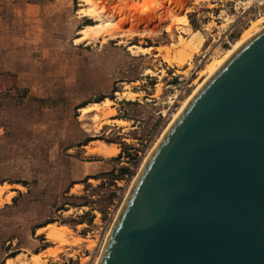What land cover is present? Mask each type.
Returning a JSON list of instances; mask_svg holds the SVG:
<instances>
[{
	"label": "rangeland",
	"instance_id": "374dc122",
	"mask_svg": "<svg viewBox=\"0 0 264 264\" xmlns=\"http://www.w3.org/2000/svg\"><path fill=\"white\" fill-rule=\"evenodd\" d=\"M116 2L123 25L76 43L97 22L78 13L93 4L0 0V264H96L142 162L208 64L252 23L264 27V0ZM182 5L205 41L193 56L173 47L163 57L158 48L179 41ZM106 100L98 118L82 112ZM103 143L118 154L99 155Z\"/></svg>",
	"mask_w": 264,
	"mask_h": 264
},
{
	"label": "water",
	"instance_id": "95a60500",
	"mask_svg": "<svg viewBox=\"0 0 264 264\" xmlns=\"http://www.w3.org/2000/svg\"><path fill=\"white\" fill-rule=\"evenodd\" d=\"M99 264H264V27L169 126Z\"/></svg>",
	"mask_w": 264,
	"mask_h": 264
},
{
	"label": "bare ground",
	"instance_id": "6f19581e",
	"mask_svg": "<svg viewBox=\"0 0 264 264\" xmlns=\"http://www.w3.org/2000/svg\"><path fill=\"white\" fill-rule=\"evenodd\" d=\"M85 2H87V4H93V6H91L90 8H81L78 13H81L84 17L96 18L97 22L94 24H86L83 28H81L79 31L80 35L75 38L76 43L88 42V41L97 39L98 37H100L101 35H104L105 33H114L115 31H117L118 28L121 27V24L123 23V21L125 19L123 16L125 13L123 11H121L116 0H85ZM181 7L183 9L182 15L180 16V18H178V20L176 22L177 23L176 28L181 34L179 36V41H178L177 45L172 44L171 46L166 45L163 47H159L158 51L163 55V57H166L167 56L166 53L171 52V51H167V50H170V49L172 50L173 47L175 50L182 48V51L184 52V54L182 56H185V55L193 56L199 50V48L203 45V43L205 41V38L200 31H193L192 32V28L190 26V21H189V18L187 16V12H189L188 7L186 5H182ZM107 16H108V19L104 20V18ZM151 25L153 27H156V23L154 20L151 22ZM259 29L260 28L258 27V22L252 23L251 27L248 28L247 30H245L243 32V34L241 35V37L238 38L234 43H232V45L229 49H227L222 55L215 57L208 64V66L206 68V76H205L204 81L198 87H196V89L185 100L182 101L181 106L178 108L177 111L174 112L170 122L165 127V129L163 130V132L161 133V135L159 136L157 141L154 143L153 147L149 150L146 158L142 162L136 176L134 177V179H133V181H132V183H131V185H130L127 193H126L125 199L128 196L137 176L141 172V170H142L145 162L149 158L150 154L153 152L154 148L157 146L159 141L162 139L163 135L165 134V132L167 131L169 126L172 124L174 119L177 117V115L180 113V111L183 109V107L187 104V102L191 99V97L194 95V93L236 49H238L246 40H248ZM154 30L156 31V29H154ZM167 30H170L172 32L174 30L173 26H169L167 28ZM183 34H186V35L193 34V36H191V38L189 39V38H185L183 36ZM153 48L154 47H141V46H137V45H130L129 46L130 50L141 51V53L151 52V50ZM130 98L132 99V98H134V96H131ZM111 102H112L111 100H106L104 103L91 104L89 106L83 107L82 112L84 114H90V113L95 112L96 113L95 119H96L99 117V113H102V114L106 113L104 111L105 110L104 108L107 106H110ZM103 112H105V113H103ZM106 115H113V112L109 111V113H107ZM119 122L124 123L125 121L119 120ZM96 152L99 155L107 158L110 156L117 155L119 150L111 147L108 144L103 143L101 148L96 150ZM19 188L23 189L24 187L19 186ZM2 194H3V191H0V201H2V197H1ZM13 194L14 193H12L11 195L8 196V201L12 198ZM125 199H124V201H125ZM124 201H123V203H124ZM119 211H120V209H119ZM117 215H118V213H117ZM112 226H113V224H112ZM112 226H111V228H112ZM46 228H47V230H51L55 233H60V232H63L67 229V227H65V226H57L55 224H50ZM111 228H110V230H111ZM110 230L106 235L105 241H104L102 248H101V253L99 254V257L96 260V264H99V260H100L104 245L106 243V240L109 236ZM47 252L50 253L51 249H48ZM7 264H13V260L8 259Z\"/></svg>",
	"mask_w": 264,
	"mask_h": 264
},
{
	"label": "trees",
	"instance_id": "16d2710c",
	"mask_svg": "<svg viewBox=\"0 0 264 264\" xmlns=\"http://www.w3.org/2000/svg\"><path fill=\"white\" fill-rule=\"evenodd\" d=\"M119 170L121 171L122 174H127L129 172L128 167H121V168H119Z\"/></svg>",
	"mask_w": 264,
	"mask_h": 264
}]
</instances>
